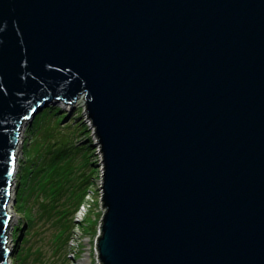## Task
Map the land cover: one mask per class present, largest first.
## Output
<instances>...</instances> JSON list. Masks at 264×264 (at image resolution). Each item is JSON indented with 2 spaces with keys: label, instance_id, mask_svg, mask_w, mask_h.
Masks as SVG:
<instances>
[{
  "label": "water",
  "instance_id": "1",
  "mask_svg": "<svg viewBox=\"0 0 264 264\" xmlns=\"http://www.w3.org/2000/svg\"><path fill=\"white\" fill-rule=\"evenodd\" d=\"M80 96L100 264H264V0H0V264L22 123Z\"/></svg>",
  "mask_w": 264,
  "mask_h": 264
},
{
  "label": "rangeland",
  "instance_id": "2",
  "mask_svg": "<svg viewBox=\"0 0 264 264\" xmlns=\"http://www.w3.org/2000/svg\"><path fill=\"white\" fill-rule=\"evenodd\" d=\"M52 105L61 107L55 116L41 110L20 129L7 207V245L12 250L8 263L100 264L95 239L104 212L100 199L103 170L95 128L84 96L74 107L63 100ZM71 118L72 125L80 121L82 125L63 127ZM87 137L93 139L90 147L76 151L86 145ZM72 143L77 144L71 154L66 151L52 158L51 152ZM85 197L93 200L84 214L85 209L79 208Z\"/></svg>",
  "mask_w": 264,
  "mask_h": 264
},
{
  "label": "trees",
  "instance_id": "3",
  "mask_svg": "<svg viewBox=\"0 0 264 264\" xmlns=\"http://www.w3.org/2000/svg\"><path fill=\"white\" fill-rule=\"evenodd\" d=\"M61 109V107L60 106H58V105H52V104H50L49 106H46V107H44V109L42 110V113L44 114H46V113H48V112H52V114L55 116L56 115V113H58L59 112V110ZM63 115H66V112L63 114ZM75 120L76 119H78V116L76 117V116H74L73 117ZM73 120H72V118L66 123V124H64L63 125V127H65V126H68V127H72V126H81L82 125V121H80V122H78V123H75V125H72L73 124ZM84 122V121H83ZM86 126V125H85ZM85 129H83V130H87V128L86 127H84ZM86 139H89V137H87V138H85L84 140H86ZM93 141V139L92 138H90L89 139V141H87V143H86V145H81V146H79V147H77L76 148V151L79 149V148H82V150H84V149H86L87 150V148L88 147H90V145H91V142ZM77 144V143H76ZM76 144H74V143H72V144H69V146L67 145H65V144H63L62 145V147H60L57 151H55L54 153L53 152H51L52 154H53V156H52V158L54 159V158H60L61 157V155L63 154V153H65L66 151H68V153L69 154H71V152H73V147L76 145ZM55 149V148H54ZM68 149V150H67ZM94 150H96V149H94ZM53 151V150H52ZM79 151V150H78ZM68 155V154H67ZM86 181H83L82 182V184L83 183H85ZM78 185H80V183L78 184Z\"/></svg>",
  "mask_w": 264,
  "mask_h": 264
},
{
  "label": "built area",
  "instance_id": "4",
  "mask_svg": "<svg viewBox=\"0 0 264 264\" xmlns=\"http://www.w3.org/2000/svg\"><path fill=\"white\" fill-rule=\"evenodd\" d=\"M100 188H101V184H100ZM102 190V189H101ZM102 193H101V196H100V199L102 200ZM93 199H89V197H85V200H84V202L80 205V208H79V211H80V209H85V210H83L84 211V214H85V212L87 211V209H89V207H91V201H92ZM102 203V202H101ZM78 217L80 218V217H83V216H81L80 214H78ZM98 233H99V226H98V231H97V235H98ZM97 235H96V238H97ZM95 241H96V239H95ZM96 249V248H95ZM96 253H98L97 252V249H96Z\"/></svg>",
  "mask_w": 264,
  "mask_h": 264
},
{
  "label": "bare ground",
  "instance_id": "5",
  "mask_svg": "<svg viewBox=\"0 0 264 264\" xmlns=\"http://www.w3.org/2000/svg\"><path fill=\"white\" fill-rule=\"evenodd\" d=\"M15 172V171H14Z\"/></svg>",
  "mask_w": 264,
  "mask_h": 264
}]
</instances>
